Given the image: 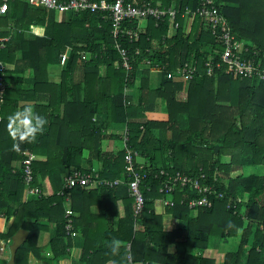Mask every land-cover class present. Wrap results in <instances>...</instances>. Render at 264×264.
I'll use <instances>...</instances> for the list:
<instances>
[{
	"label": "trees",
	"instance_id": "1",
	"mask_svg": "<svg viewBox=\"0 0 264 264\" xmlns=\"http://www.w3.org/2000/svg\"><path fill=\"white\" fill-rule=\"evenodd\" d=\"M200 2L178 0L177 5L182 12H196ZM217 4L234 33L247 43L248 56L264 64V0H217ZM0 26L9 37L1 52L7 69H0V93L1 77L5 84L0 122V240L12 243L21 228L30 232L17 251L16 264H30L31 254L41 264H62L72 258L71 249L76 246L82 247L83 254L73 264H264V172L232 174L235 168L264 167V80L221 72L208 76L205 60L219 47L202 18L195 16L189 31L183 25L166 42L168 21L157 26L150 19L139 41H122L131 55V70L122 67L116 48L120 40L113 36L111 21L98 12L58 15L17 0ZM36 27L43 28V33L25 41V32H36ZM18 47L21 58H17ZM194 57L200 62L194 79L183 82L167 77ZM25 62L35 70L33 88L27 91ZM8 64H14V69ZM61 64L59 81H54L50 66ZM152 71L159 74L154 85ZM25 101L47 117L48 125L36 142L24 143L16 152L7 117ZM115 126L128 128L127 147L139 153L138 164H144L149 174L142 185L145 207L138 214L127 184L126 147L104 148L107 140L120 139L110 132ZM26 152L37 156L33 185L42 191L29 198L22 170L14 166L22 163ZM75 169L125 182L114 187L76 186L66 194H70L78 233L73 237L66 229V196L58 192L65 176ZM160 170L205 172L226 198L212 208L190 210L182 202L186 190L178 189L169 196L173 205L164 206L165 212L160 213L156 203L167 197L160 192L161 177L156 178ZM238 197L243 202L235 211L228 207V200ZM165 214L177 219L179 226L166 230ZM229 222L232 228L227 227ZM51 225L54 231L45 248L39 245L40 235L50 232ZM114 239L122 246L116 256L109 247ZM231 239L237 240L238 247L223 262L205 256L208 249Z\"/></svg>",
	"mask_w": 264,
	"mask_h": 264
},
{
	"label": "built area",
	"instance_id": "2",
	"mask_svg": "<svg viewBox=\"0 0 264 264\" xmlns=\"http://www.w3.org/2000/svg\"><path fill=\"white\" fill-rule=\"evenodd\" d=\"M17 0H1L0 3V20L7 14L10 9V4ZM33 7H41L47 10H54L58 15L63 13L77 14L82 12H98L109 19L112 23V33L115 38L120 41L116 44L122 59V67L126 70H131L132 59L129 50L123 45L124 40L130 42L139 41L141 34L147 30L148 21L153 19L156 25L168 21L169 30L167 35L163 37V42L168 38L177 34L178 30L184 25V30L189 31L192 21L195 16L203 19L206 27L211 30V34L216 40L219 49L208 56L205 60V68L208 76L217 75L220 72L239 76L241 78H257L264 80V64L250 57L249 47L244 40L238 38L234 33L233 28L227 17L221 12L217 0H201L196 12L191 9L181 11L177 5L178 0H170L171 5L164 6L162 3H155L153 0H18ZM183 20V25L179 20ZM136 23V26H135ZM9 37L3 35L2 27L0 26V69H7L6 63L1 59V52L7 47ZM216 49V47H215ZM140 49L136 51L137 54ZM219 57V60L216 59ZM67 57V54L63 56ZM199 59L194 57L191 61L184 63L174 73L169 72L167 77L174 76L191 81L199 72ZM159 67V64L157 65ZM165 67H163L164 69ZM5 84L1 77V93H0V122L3 120L2 103ZM128 128L123 132L124 147H126V170L128 172L130 195L136 203V213L142 212L145 207L146 197L143 187L144 180L148 177V172L143 169L144 164H138L137 159L139 153L127 147L129 141ZM37 156L32 152H26L25 158L21 163L23 180L26 184V196L29 198L33 195H41L42 191L33 185L35 180V172L33 169L34 161ZM140 166V168L138 167ZM15 172L17 170H14ZM161 177L160 192L166 194L167 197L163 200V206H172L174 201L169 196H172L178 189L186 190L185 198L182 202L187 204L190 210L199 208H212L217 200H224L226 194L214 185L205 172L197 174H188L182 171H166L160 170L156 174V178ZM125 181L122 179H101L97 172H84L79 169L73 170L64 180L63 187L59 190L60 196L66 194L76 186H84L95 188L100 185L109 187L118 186ZM69 201V195L65 197ZM243 199L230 198L228 207L237 210ZM74 211L71 208H66V218L68 220L66 229L68 235L77 236L74 230L73 223ZM10 242V241H8ZM130 247V246H129ZM129 261L132 262V257L129 255Z\"/></svg>",
	"mask_w": 264,
	"mask_h": 264
},
{
	"label": "crops",
	"instance_id": "3",
	"mask_svg": "<svg viewBox=\"0 0 264 264\" xmlns=\"http://www.w3.org/2000/svg\"><path fill=\"white\" fill-rule=\"evenodd\" d=\"M43 31L44 30L41 27H36V32L26 31L25 32V41L35 40L37 34L43 33ZM22 53H23L22 50L18 47L17 58H21ZM66 58L67 57H65L64 59H66ZM62 65L63 64L50 66V72L52 74V79L54 81H59V77H60L61 70H62ZM14 67H15L14 64H8L9 69H14ZM34 75H35V70H34L33 66L30 64V62H28V63L25 62V86H24L25 91L33 88L32 79L34 78ZM25 104H31V103H26V101H25ZM125 129H126V126H124V127L123 126H115V128H112L110 130V132L114 133V134H118L120 136V139L107 140L104 143V148L108 151H119V150H121L124 147L123 132L125 131ZM121 143H122V146H121ZM140 161L144 162V159H140ZM94 165H95L94 166L95 171L96 170L98 171L99 166L97 165V163H95ZM14 166H15V168L19 169L21 166V163L15 162ZM64 180H65V178H64ZM46 192H47V190H46ZM163 200L157 201V203H156L157 210L160 213L165 212V207L163 206ZM70 201H71V198H70V194H69V201L65 200L66 204H68L67 208H71L70 207ZM118 207H119V209L121 208L120 212L123 213V206L121 204H119ZM94 210H95V208H94ZM9 223L10 224L6 225V227L4 228L5 231H7L8 227L12 225V220ZM164 223H165V229L166 230H173L179 226V221L177 219H175L174 217H172L171 215H168V214L164 215ZM92 226H93V223H92ZM53 231H54V225H51V231L50 232H42L41 233L40 240H39L40 246L47 244L48 240L50 239V237L53 234ZM78 236H80V233ZM7 244L10 245L11 243L8 241L0 240V258L3 259V263L7 262L11 256V254L9 252L10 246L9 247L6 246ZM224 245H227V243ZM220 246H222V244ZM220 246L217 248L208 249L205 252V256L212 257V258L216 259L218 262H223L226 258L227 253L235 251V249H233V247L231 250L227 251V250H223L222 247L220 248ZM7 247H8V249H7ZM7 250H8V253H7ZM71 254H72V258L63 260L62 264H73V259H76V260L80 259L82 257V254H83L82 247H80V246L74 247L73 249H71ZM29 263L30 264H41V262L33 254L30 255Z\"/></svg>",
	"mask_w": 264,
	"mask_h": 264
},
{
	"label": "clouds",
	"instance_id": "4",
	"mask_svg": "<svg viewBox=\"0 0 264 264\" xmlns=\"http://www.w3.org/2000/svg\"><path fill=\"white\" fill-rule=\"evenodd\" d=\"M7 120V131L14 141L12 149L16 152L21 150L22 144L36 142L48 125L47 117L36 111L30 104H25L13 111L8 115ZM227 227L232 228L233 224L229 222ZM109 247L111 254L116 256L119 255L122 246L119 240L114 239Z\"/></svg>",
	"mask_w": 264,
	"mask_h": 264
},
{
	"label": "rangeland",
	"instance_id": "5",
	"mask_svg": "<svg viewBox=\"0 0 264 264\" xmlns=\"http://www.w3.org/2000/svg\"><path fill=\"white\" fill-rule=\"evenodd\" d=\"M151 74H152L153 78L155 79V80L152 81L151 84L154 85V83L157 80V76H159V74H158V71H152ZM182 81L183 82H189L187 79H183ZM121 146H122V143H121ZM225 160L228 161L229 158H225ZM233 172H234V173H232L233 175L237 174L238 172H243L245 175H250V174H253V173L263 174L264 167L263 166H261V167L247 166V167H245L243 169H241V168H235V170ZM220 176H222L223 178H225V180L227 181V179H226L227 176H225V174H223L222 172H220ZM65 206L67 208L68 207V204H66ZM9 224H7V225H9ZM237 244L238 243H237V240L236 239H231L229 242H227V245H224V243H222V246H220V248L222 247L223 250H227L228 251V250H231L232 247H233V249H236V247H238ZM10 245L7 244L6 246L9 247ZM219 245H221V244H219ZM43 246L46 248L45 245H43ZM8 247H7V249H8ZM7 253H8V250H7ZM2 261H3V259L0 258V262H2ZM1 264H4V263H1Z\"/></svg>",
	"mask_w": 264,
	"mask_h": 264
},
{
	"label": "water",
	"instance_id": "6",
	"mask_svg": "<svg viewBox=\"0 0 264 264\" xmlns=\"http://www.w3.org/2000/svg\"><path fill=\"white\" fill-rule=\"evenodd\" d=\"M30 235L29 230L19 229L12 237V243L10 245V259L4 264H16V255L19 248L26 242Z\"/></svg>",
	"mask_w": 264,
	"mask_h": 264
}]
</instances>
